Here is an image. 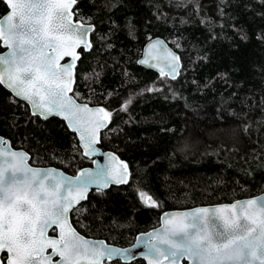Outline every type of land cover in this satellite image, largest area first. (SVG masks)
Masks as SVG:
<instances>
[{
  "label": "trees",
  "instance_id": "obj_1",
  "mask_svg": "<svg viewBox=\"0 0 264 264\" xmlns=\"http://www.w3.org/2000/svg\"><path fill=\"white\" fill-rule=\"evenodd\" d=\"M7 10L0 0V17ZM77 10L95 31L91 50L81 49L74 93L112 112L100 146L127 160L131 177L91 192L74 211L76 227L126 246L165 210L264 192V0H78ZM157 36L180 53L177 79L138 63ZM0 135L33 165L77 174L93 164L64 120L34 116L3 85Z\"/></svg>",
  "mask_w": 264,
  "mask_h": 264
},
{
  "label": "snow or ice",
  "instance_id": "obj_2",
  "mask_svg": "<svg viewBox=\"0 0 264 264\" xmlns=\"http://www.w3.org/2000/svg\"><path fill=\"white\" fill-rule=\"evenodd\" d=\"M9 12L0 17V85L28 102L33 115L45 120L59 116L78 133L84 155H93L101 129L112 112L77 103L73 93L75 69L83 48H92L84 21H74L78 0H4ZM161 42L148 48V59L157 61L161 76L176 79L179 57L160 51ZM70 62L61 63L65 58ZM163 61L165 67H160ZM150 88L148 91H158ZM131 100L123 105L126 111ZM109 169L95 175L82 171L70 178L55 169L30 167L25 152L14 151L0 140V264H104L105 259L126 256L127 250L93 243L77 232L70 212L87 199L88 186L99 190L109 183H128V165L111 155ZM105 177L103 180L100 177ZM148 207H158L147 192H139ZM58 235L49 236V230ZM145 258L149 264H264V197L237 201L216 208H197L164 219L163 231L148 234ZM51 249V253H49ZM7 255L4 256L3 254Z\"/></svg>",
  "mask_w": 264,
  "mask_h": 264
},
{
  "label": "water",
  "instance_id": "obj_3",
  "mask_svg": "<svg viewBox=\"0 0 264 264\" xmlns=\"http://www.w3.org/2000/svg\"><path fill=\"white\" fill-rule=\"evenodd\" d=\"M3 1H4V0H3ZM74 9H75V7H74ZM74 9H73V11H74ZM8 12H9V8H8V10H7L6 13H8ZM74 12H75V11H74ZM6 13H5V14H6ZM74 21H82V20H81V19H76V16H74ZM85 24H86V26L91 25V26L94 28V30L91 31V32L89 33V39L91 40V43H92V33L95 31V25L92 24V23H86V22H85ZM156 41H160V42H161V46H160V51H161V52H163V50H165V49H168V50H171L173 53H175V55H177V56L179 57V69H178L179 74H178L177 77H176V79H177V78L180 76V74H181V70H182V67H183V62H182V60H181V56H180L179 52L176 51L175 48H174L171 44H169L168 41H167L164 37L157 36V37H153V38L149 39L148 41H146V43L144 44V47H143V50H142L141 56H140V58L138 59V63H139V65H141V66L145 67L146 69L152 70V71L158 73L159 75H161V74H160V71H159V67H152V66H151L152 64H156L157 61H155V60H150V63H149V64H143V63H141L142 60H145V59H148V58H149V57H148V48H149V46H150L151 44L155 43ZM92 46H93V43H92ZM3 48H4V51H2V52L0 53V55H3V54H5V53L8 51V49H7L6 47L3 46ZM81 49H83V48H80V49L77 50V51L79 52V54H80V59H81V56H82ZM80 59H79V60H80ZM79 60L77 61V65H78V63H79ZM68 62H70V58H67V57H66L64 60L61 61V63H68ZM77 65H76V68H77ZM160 67H165V71H168V68L165 66V63H164L163 61L160 62ZM75 74H76V69H75ZM169 78H171V77H169ZM75 84H76V82H75ZM75 84L73 85V90L75 89ZM7 89H8V88H7ZM8 90H9V89H8ZM9 91H11V90H9ZM73 94H74V92H73V93H70V95H73ZM13 95H14V94H13ZM14 96H15V95H14ZM15 97H16V96H15ZM17 98L20 99V100H22V101H24L23 99H21V98H19V97H17ZM24 102L27 103V104L29 105L30 110H31V113H32V112H33L32 106H31L28 102H26V101H24ZM77 103H86V102L79 101V100L77 99ZM87 104H88L89 107H92V108H96V107H102V108H105V107H103V106H101V105H92V104H89V103H87ZM105 109H106V108H105ZM106 110H107V109H106ZM34 116H39V115H34ZM39 117L42 118V119H44V118L41 117V116H39ZM51 117H53V116H50L49 118H51ZM56 117H59V116H56ZM49 118H48V119H49ZM59 118L62 119V120H64L62 117H59ZM64 121H65V120H64ZM65 123L67 124V121H65ZM109 124H110V123H109ZM109 124L107 125V127L109 126ZM67 126H68V124H67ZM107 127L101 129V131H100V140H99V142H98L97 144L94 145V147H95V149H96L95 154H93V155H89V156H86V157H88V158H90V159H93V164L81 168V169L77 172V174H70V173L66 172L65 170H63L62 168H60V167H56V166H37V165H33V164H31V162H30L31 155H30V153H29L28 151H26L25 149H22V148H15V147L12 145L10 139L5 138V137H3V136H1V135H0V140H6V141H8V144L10 145L11 149L14 150V151H21V152H25V153H27L28 156H29L28 164H29L30 167L37 168V169H41V170L55 169L58 173H59V172H62V173H64L65 176L70 177V178H75V177H77V176L80 174V172H82V171H91L94 175H95L96 173H98V172H101V170H105V171H106V170L109 169V167H110V159H109V156H110V154H111V155H114V156L118 157L120 161H123L124 163H126V164L128 165V171H129V173H130L129 178H128V183H129V181H130V177H131V168H130V165H129L128 161L125 160V159H123V158H122L119 154H117L115 151H112V150H104V149L100 146V143H101V137H102V132H103L105 129H107ZM69 129H70L72 132H74L70 127H69ZM74 133H76V132H74ZM76 135H77L78 140H79V145H80V147H81V149H82V151H83V153H84V148H83L82 143H81V141H80V139H79V135H78V133H76ZM104 178H105V177H103V176L100 177L101 180H103ZM112 184H113V183H109V186H108L107 188H109ZM126 184H127V183H126ZM113 185H124V184H113ZM107 188H104V189H107ZM93 189H98V186H97L96 184H94V183H93V184H90V185L88 186L87 198H88V196H89V193H90ZM258 197H264V192H262V193H260V194H258V195H256V196L240 198V199H236V200L231 201V202L218 203V204H211V205H200V206H195V207H190V208H185V209H169V210H165V211L161 214V217H160V224H159L157 227L152 228V229H150V230H148V231H146V232L138 233L137 236H136V239H135L134 243L131 244V245H129V246H126V247H122V246L115 245V244H113V245H109V244H108L105 240H103V239H93V238H88V237L83 236L80 232H79V234H80L81 236H83L86 240L91 241V242H93V243L103 242V243H104L105 245H107L108 247L116 248V249H121V250H127L126 256H118V257H114L112 260H115V259H121V260H123L124 262H127V263H128V262H131L132 260H134V259H136V258H142L143 260H145L146 264H149L148 259L145 258V254L147 253V248L145 247V242L149 239V236H148L149 233H154V232H156L157 230H159V231H161V232L163 231V228H164V219H165L166 217H171V216H173V215L176 214V213L192 212V211H194V210L197 209V208H216V207H220V206H223V205H230V204H232V203H234V202H237V201H246V200H248V199H253V198H258ZM85 200H87V199H85ZM85 200H82L80 203H82V202L85 201ZM77 206H78V205H77ZM77 206H76V207H77ZM69 219H70V222L72 223V221H71V212H70V214H69ZM72 225H73V224H72ZM73 227H74V225H73ZM50 230H51V229H50ZM50 230H49V231H50ZM76 230H77V229H76ZM77 232H78V230H77ZM48 234H49V233H48ZM49 236H53V235H50V234H49ZM53 237H55V236H53ZM49 250H50V249H49ZM49 253H51V252H49ZM55 257H57V256H54V257H53V264H56V262L59 260V257H58V259H55ZM163 264H168V261L165 260V261L163 262ZM180 264H191V262H190L187 258H183V259L180 260Z\"/></svg>",
  "mask_w": 264,
  "mask_h": 264
},
{
  "label": "flooded vegetation",
  "instance_id": "obj_4",
  "mask_svg": "<svg viewBox=\"0 0 264 264\" xmlns=\"http://www.w3.org/2000/svg\"><path fill=\"white\" fill-rule=\"evenodd\" d=\"M111 186H113V184L111 185ZM110 186V187H111ZM109 187V188H110ZM109 188H107V189H109ZM107 189H102V190H99V189H93L91 192H93V191H105V190H107ZM90 192V193H91ZM89 193V194H90ZM89 197V196H88ZM88 199V198H87ZM86 201V200H85ZM85 201H83L82 203H84ZM82 203H80L76 208L78 209V207L82 204ZM76 209H73V211L71 212V221H72V224L74 225V227L78 230V232H80L83 236H85V237H88V238H93V239H103V240H105L109 245H113L114 243L112 242V241H110V239H108V238H106V237H102V236H95V235H92V234H90V233H88L86 230H84L82 227H76V225H75V223H74V221H73V215H74V211H75ZM160 224V223H159ZM158 224V225H159ZM157 225V226H158ZM157 226H155V227H157ZM155 227H152V228H155ZM152 228H150V229H152ZM150 229H148V230H150ZM148 230H146V231H148ZM146 231H142V232H146ZM139 233H141V232H139ZM49 234L50 235H53V236H57L58 235V229H56L55 231H53V230H50L49 231ZM137 236V235H136ZM135 239H136V237H135ZM135 239H134V241H135ZM134 241L131 243V244H133L134 243ZM131 244H129V245H131ZM115 245H117V244H115ZM129 245H126V246H129ZM120 246V245H119ZM126 246H122V247H126ZM49 252H51V249L49 250ZM4 256H6L7 254L6 253H4L3 254ZM55 259H58V256L57 257H55ZM137 259H142V258H136V259H134V260H137ZM116 260H119V261H121V262H123V263H127V262H124L123 260H121V259H115V260H111V261H109V260H107V259H105V261H104V264H111V263H113V261H116ZM134 260H132V261H134ZM131 261V262H132ZM128 263H130V262H128Z\"/></svg>",
  "mask_w": 264,
  "mask_h": 264
},
{
  "label": "bare ground",
  "instance_id": "obj_5",
  "mask_svg": "<svg viewBox=\"0 0 264 264\" xmlns=\"http://www.w3.org/2000/svg\"><path fill=\"white\" fill-rule=\"evenodd\" d=\"M176 50V49H175ZM177 51V50H176ZM180 54V53H179ZM258 195V194H257ZM253 196H256V195H253ZM250 197H252V196H250Z\"/></svg>",
  "mask_w": 264,
  "mask_h": 264
}]
</instances>
